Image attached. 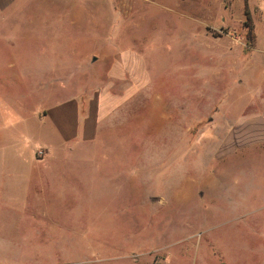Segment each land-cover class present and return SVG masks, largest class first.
Instances as JSON below:
<instances>
[{
  "label": "rangeland",
  "instance_id": "1",
  "mask_svg": "<svg viewBox=\"0 0 264 264\" xmlns=\"http://www.w3.org/2000/svg\"><path fill=\"white\" fill-rule=\"evenodd\" d=\"M1 13L0 143L53 158L0 196V264H264V143L245 147L264 102L243 109L264 78V0ZM69 107L88 133L68 143Z\"/></svg>",
  "mask_w": 264,
  "mask_h": 264
},
{
  "label": "crops",
  "instance_id": "2",
  "mask_svg": "<svg viewBox=\"0 0 264 264\" xmlns=\"http://www.w3.org/2000/svg\"><path fill=\"white\" fill-rule=\"evenodd\" d=\"M255 1L258 0H248L249 5L255 3ZM260 1V0H259ZM4 9L8 7L7 4H4ZM4 10V11H5ZM5 17V13L0 14V21H2ZM252 91L251 97L248 96L245 101V105L243 109H247L252 105V102H257V100H260L261 102H264V78L260 80L259 87L250 90ZM248 89V93H251ZM70 109V110H69ZM69 112L61 111L62 114L59 115V121L61 126V131L66 136L64 137L65 142H71L72 140H76L78 137V134H86L88 133L86 125L83 129L80 128L78 130L77 124H76V116L71 111V107H69ZM55 111V110H54ZM4 114L2 112V107L0 110V116ZM72 115V116H71ZM68 117V120H63L62 117ZM48 117V116H45ZM43 117V118H45ZM42 119V118H39ZM62 119V120H61ZM250 119V120H249ZM258 119L260 120V123L258 122ZM248 122L251 121V124L248 125L249 132L252 134L249 140H247V144L245 147H250L251 145H257L264 143V140H260L257 136L258 133V127H261V130H264V115L260 116H250L247 118ZM245 123L244 120L241 121V124ZM247 123V122H246ZM4 129L0 130V135L3 133ZM264 132V131H263ZM71 133H73V138H71ZM262 134V133H261ZM247 137V138H249ZM1 139V138H0ZM2 140V139H1ZM71 145V144H70ZM29 147L23 143L20 138L19 139H12L6 140L2 143H0V196H5V190L9 188L11 189H18L22 188V183L24 179H27V173L24 172V168L28 165H32L33 173L36 174L37 169L41 165H49L52 160V151L53 148L50 143L45 142L44 144H41L38 149H42L46 153V158L44 159H37L36 157V148H32L29 153H27L29 150ZM32 157V161H29L30 159L27 156Z\"/></svg>",
  "mask_w": 264,
  "mask_h": 264
},
{
  "label": "trees",
  "instance_id": "3",
  "mask_svg": "<svg viewBox=\"0 0 264 264\" xmlns=\"http://www.w3.org/2000/svg\"><path fill=\"white\" fill-rule=\"evenodd\" d=\"M245 16L247 18V21L252 22L251 13H250V10L248 9L247 3H246V9H245ZM251 29H250L249 35H248V46L252 48L253 43H252L251 39L253 38L252 35L254 36V34L252 33L253 29L252 30Z\"/></svg>",
  "mask_w": 264,
  "mask_h": 264
},
{
  "label": "built area",
  "instance_id": "4",
  "mask_svg": "<svg viewBox=\"0 0 264 264\" xmlns=\"http://www.w3.org/2000/svg\"><path fill=\"white\" fill-rule=\"evenodd\" d=\"M42 154V152H40Z\"/></svg>",
  "mask_w": 264,
  "mask_h": 264
}]
</instances>
